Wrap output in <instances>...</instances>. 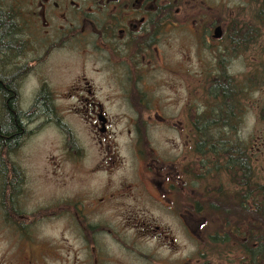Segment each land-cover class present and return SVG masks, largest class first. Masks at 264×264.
<instances>
[{
    "label": "flooded vegetation",
    "instance_id": "flooded-vegetation-1",
    "mask_svg": "<svg viewBox=\"0 0 264 264\" xmlns=\"http://www.w3.org/2000/svg\"><path fill=\"white\" fill-rule=\"evenodd\" d=\"M258 4L253 26L241 5L223 23L202 24L199 0H0V222L8 228L0 235L11 244L0 264H208L201 244L219 218L208 213L217 198L202 191L213 186L201 141L213 155L220 138L227 154L242 149L245 166L227 182L228 264H264V182L248 173L246 142L230 136L235 94L226 91L204 117L199 102L193 114L186 104L165 115L158 89L146 86L155 73L179 75L165 46L180 29L225 39L230 55L252 35L264 43ZM132 106L137 113L122 117ZM153 124L176 132L166 155L150 144ZM47 135L36 176L43 196L27 210L24 149ZM214 160L208 171L217 176ZM73 167L91 180L73 177Z\"/></svg>",
    "mask_w": 264,
    "mask_h": 264
},
{
    "label": "rangeland",
    "instance_id": "rangeland-1",
    "mask_svg": "<svg viewBox=\"0 0 264 264\" xmlns=\"http://www.w3.org/2000/svg\"><path fill=\"white\" fill-rule=\"evenodd\" d=\"M239 5L243 6L241 11L246 17L245 19L247 20L249 17L253 26H256L259 4H256L254 0H199V9L196 10V15L202 20V24L204 21L209 22L208 18L223 23L228 19L230 12L236 11ZM207 6L211 9H208ZM186 25L192 30L190 23ZM180 30L179 38L169 40L165 46L171 68L175 69V63L178 62L176 70L179 75L158 72L146 79L147 87L158 89L153 91V95L156 100H160L163 106V109L159 111L165 115L172 113L177 115L180 110L177 107L187 104V115H189L190 113L193 114L196 102L200 103V110H202L210 100L208 90L212 87V82L220 79L224 70L228 72L230 74L229 78L232 79V86L230 87L236 88L241 93L242 101L248 106L246 111L244 108L237 111L236 120L239 121L237 124L236 120L233 121V130H231L230 136L231 139L241 138L246 142L248 152L253 160V178L257 177L264 182V111H262L264 108V43L261 44L260 40L252 37V35L246 47L240 50V45H234L238 50H234V54L230 55V44H223L225 39L218 41L219 39L208 35L197 40L193 38L192 31L185 28L184 35H181ZM207 32L208 27L205 29V33ZM202 33L205 34L204 30ZM237 53L239 55L235 56ZM234 83L236 86H234ZM182 84L185 85L184 88H181ZM213 105L215 104L213 103ZM131 113H137L134 106L127 108L121 116L125 118ZM151 126L153 128L147 130L150 134V144L157 147L162 154H168L170 145L167 140L174 138L176 132L168 128L166 124H153ZM234 131L238 132L239 137H236ZM51 137L54 136L51 135ZM51 145L52 138L47 135L40 140H34L31 147L26 146L24 149L26 156L23 157V161L31 178L26 194L27 210L32 209L37 197L42 198L43 196V188L36 182V176L40 167L44 166L42 155ZM85 171L81 173L73 167L70 173L75 178L90 181L91 179L87 177ZM67 172L65 170L63 173H59L58 178L61 179L60 176L65 175ZM205 173L209 175L213 188L220 179L224 183L229 181V175L225 173L224 168L219 169L217 176H213L208 169L203 172V174ZM96 176L98 175H94V177ZM93 182L97 181L93 179ZM60 183H63V180ZM73 186L76 188L84 186V184L73 178ZM23 200L24 196L20 198L22 205ZM220 210L208 212L209 217H221ZM0 212H2L1 208ZM211 222L208 237L201 244L202 258L208 264H228L230 260L226 252V242L222 238L219 240L218 236L215 237L216 241L212 237L213 234L215 236L218 232L224 234L225 215L218 220L212 219ZM0 229L8 228L0 222ZM10 245L7 237L0 235V257L7 252ZM81 257L82 254L79 253V260H81ZM22 261L25 262L26 259L24 258ZM16 264H20V262Z\"/></svg>",
    "mask_w": 264,
    "mask_h": 264
},
{
    "label": "trees",
    "instance_id": "trees-1",
    "mask_svg": "<svg viewBox=\"0 0 264 264\" xmlns=\"http://www.w3.org/2000/svg\"><path fill=\"white\" fill-rule=\"evenodd\" d=\"M258 1L259 0H254V2L256 4L258 3ZM231 81H232L231 78H229V77L224 78L223 77V79L220 78V79L212 82L213 83L212 87L208 90V95L210 96V100L208 101L207 106L203 107L201 117H204L206 114H210V112L214 108L222 105L223 103H225L227 101L226 98L224 99V97H223V95H225L226 91L231 93V94H235V96H236L235 97L234 111L235 110L236 111L242 110L243 108L246 109V107H248L247 105H245V102L242 101L241 93H239V91L236 88L230 87V86H232ZM234 86H236L235 83H234ZM231 88H233V90H231ZM213 103L215 104L214 108H213V106H214ZM229 115H231V112L229 113ZM235 115H236V113H235ZM236 117H237V115H236ZM231 127H232V125H231ZM227 144H228V141L226 139L220 138L217 141V144H215L216 146H218L216 153L212 155V154H210V152L207 151V148L204 145V139H202V141H201L202 165H203V167H205V169H208V165H209L210 161L212 159H215L213 164L218 166V170L224 168L226 174L230 175L231 171H232V173L235 176H238L239 175L238 170L235 167V165L236 164L239 165L240 171H241V168L244 166L243 160L241 161L242 149L235 150V151H232V150L228 151L229 153L237 151L235 156H231L230 154L226 153L227 149L230 148V146H228ZM235 158L238 159L239 163L234 162ZM252 161H253L252 156L250 155L249 162L247 163V166H248V173L251 177H253V175H252V173H253ZM216 183H217V185H215V187L211 191H208V189L205 187L202 189V191L205 193L204 196H206L208 193H210L208 196H212V197L215 196L217 198L216 202L212 204V207H214L216 210L221 209L220 210L221 211V217L225 215V221H226L227 201L225 199L228 196V193H227L228 192V188H227L228 184L224 183L222 181V179H220ZM251 188L252 187L250 186L249 190ZM221 199H223V200H221ZM208 212L211 213L212 211L209 210ZM221 217H219V219H221ZM223 231H224V234H221L220 232H218L213 237V240H215V237L218 236L219 240H221V238H222V240L224 242H226V232H225L226 226L225 225H224Z\"/></svg>",
    "mask_w": 264,
    "mask_h": 264
},
{
    "label": "water",
    "instance_id": "water-1",
    "mask_svg": "<svg viewBox=\"0 0 264 264\" xmlns=\"http://www.w3.org/2000/svg\"><path fill=\"white\" fill-rule=\"evenodd\" d=\"M216 34H217V36H220V32L219 31H217Z\"/></svg>",
    "mask_w": 264,
    "mask_h": 264
}]
</instances>
